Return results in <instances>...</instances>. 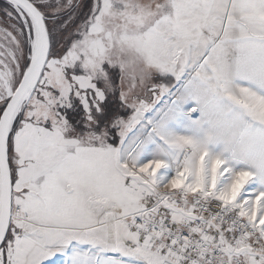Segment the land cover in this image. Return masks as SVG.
<instances>
[{
    "label": "snow or ice",
    "instance_id": "1",
    "mask_svg": "<svg viewBox=\"0 0 264 264\" xmlns=\"http://www.w3.org/2000/svg\"><path fill=\"white\" fill-rule=\"evenodd\" d=\"M0 264H264V0H2Z\"/></svg>",
    "mask_w": 264,
    "mask_h": 264
},
{
    "label": "rangeland",
    "instance_id": "2",
    "mask_svg": "<svg viewBox=\"0 0 264 264\" xmlns=\"http://www.w3.org/2000/svg\"><path fill=\"white\" fill-rule=\"evenodd\" d=\"M0 3H2V0H0Z\"/></svg>",
    "mask_w": 264,
    "mask_h": 264
}]
</instances>
